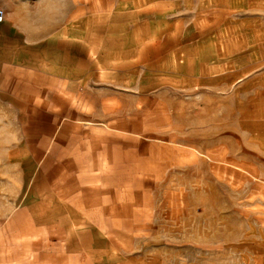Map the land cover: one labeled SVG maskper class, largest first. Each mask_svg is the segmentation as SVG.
Instances as JSON below:
<instances>
[{
    "label": "rangeland",
    "instance_id": "rangeland-1",
    "mask_svg": "<svg viewBox=\"0 0 264 264\" xmlns=\"http://www.w3.org/2000/svg\"><path fill=\"white\" fill-rule=\"evenodd\" d=\"M146 1L130 17L136 60L80 95L109 148L100 215L84 207L95 220L78 222L36 194L21 204L28 159L0 157V264H68L76 241L80 264H264V0ZM36 161L35 191L52 196L54 169ZM69 223L80 237L67 240Z\"/></svg>",
    "mask_w": 264,
    "mask_h": 264
},
{
    "label": "crops",
    "instance_id": "crops-1",
    "mask_svg": "<svg viewBox=\"0 0 264 264\" xmlns=\"http://www.w3.org/2000/svg\"><path fill=\"white\" fill-rule=\"evenodd\" d=\"M143 3L147 1L0 0L5 12L0 23V108L12 115L0 118V157L28 159L24 168L32 191L21 204L36 194L47 205L59 200L78 222L95 220L83 208L91 207L94 192L101 191L93 181H99L101 157L109 155V148L102 146L99 129L90 126L95 118L85 111L90 105L80 95L94 93L92 85L102 82L99 78H113L136 60L135 45L142 44V37L134 36L130 17ZM43 125L51 128L37 130ZM37 158L47 159L48 168L54 169L53 177L44 174L51 178L52 196L35 191ZM14 170L3 174L19 191L21 177ZM73 179L80 182L64 185ZM99 209L92 208L91 216L100 215ZM51 216L52 211L45 213V219ZM67 227V240L80 237V225ZM81 245L69 244L68 264H80Z\"/></svg>",
    "mask_w": 264,
    "mask_h": 264
},
{
    "label": "built area",
    "instance_id": "built-area-1",
    "mask_svg": "<svg viewBox=\"0 0 264 264\" xmlns=\"http://www.w3.org/2000/svg\"><path fill=\"white\" fill-rule=\"evenodd\" d=\"M5 19V12L0 8V23H2Z\"/></svg>",
    "mask_w": 264,
    "mask_h": 264
}]
</instances>
